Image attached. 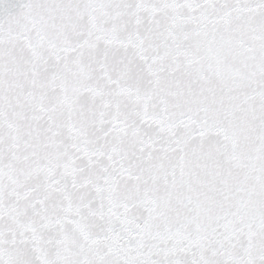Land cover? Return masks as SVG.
Returning a JSON list of instances; mask_svg holds the SVG:
<instances>
[{"label": "snow or ice", "instance_id": "obj_1", "mask_svg": "<svg viewBox=\"0 0 264 264\" xmlns=\"http://www.w3.org/2000/svg\"><path fill=\"white\" fill-rule=\"evenodd\" d=\"M0 264H264V0H0Z\"/></svg>", "mask_w": 264, "mask_h": 264}]
</instances>
